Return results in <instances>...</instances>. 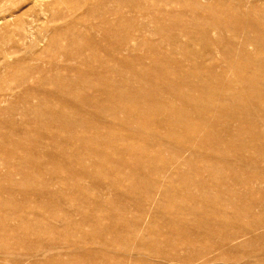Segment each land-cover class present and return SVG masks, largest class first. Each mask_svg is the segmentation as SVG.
<instances>
[{"label":"rangeland","instance_id":"374dc122","mask_svg":"<svg viewBox=\"0 0 264 264\" xmlns=\"http://www.w3.org/2000/svg\"><path fill=\"white\" fill-rule=\"evenodd\" d=\"M99 1L101 0H0V231L10 232L11 238L9 237V239H12V237L14 239L7 248H4L3 239H0V252L7 249V254L11 256L9 261L0 253V264H54V261L51 262L52 259L55 260V264H264V152H258V150H252L251 148H248V151L241 150L238 153H232L239 156L244 162H249L248 166L250 167L246 168L234 164L236 160L234 158H231V163L211 160L208 157H191L184 154L185 158L183 157L179 164V174L170 182L172 185L163 182V184H169L168 187H174L175 191L178 190L180 193L171 196L165 195L166 197L162 196V199H160L161 195L150 198L146 194L133 192L132 185H129L132 183L128 181H123L124 183L119 185L97 183V191L94 193L92 192L94 184L92 182L75 181L76 184L79 183L80 186L77 184L79 187L75 185V182L60 183V180L66 179V173L60 172L59 176H55L51 172L52 175L48 173L45 177L38 178L36 176L33 183L38 184L41 190L39 196H30L27 206L32 207V203L36 200L43 204H48L51 201L58 208L57 220L51 218L45 221L49 228L40 232L37 237H35V233L27 230L31 224H38V222H35L37 215L46 217L47 214L44 213V210L35 215L28 214L25 211L26 207H21L24 200L23 193L19 192L18 188L7 179H4L3 176L11 173L18 181L20 178L18 173L34 174L32 167L27 168L24 166L21 159L34 160L35 157L41 158L42 156L46 159H52V155L62 153L61 149L53 147L48 135L42 131L40 126L41 117L35 116L29 111L30 108L39 103L36 98L40 99L42 103H53V107L60 106L56 103H59V100L62 99L61 93H63V90H67V86L64 84L59 85L55 78L63 79L67 83H76L84 80L89 74H106L107 71L100 67L101 61H108L110 67L115 65L113 63L115 59L111 56L117 52L120 43L124 41L126 36L133 35L139 28L136 27L132 31V24L128 22V19L132 21L136 18L137 26H146L142 39L139 42L131 43V48L134 51L129 54H132L134 58L148 54L151 49H161L160 46L162 45L166 47L165 50L170 47L169 45H174L179 50H183V48L188 50L189 48V50L196 51L199 48L198 50L201 49L200 52H203L202 49L204 48L202 47H205L206 40L216 36V33H210L208 37L204 38L205 34H200L196 27L192 28L189 35H184L183 32L185 31H183L182 25H185V23L170 19L169 16L173 13H178L183 19H190L193 12H195L193 3L195 0H182L179 5L174 4L167 7L162 6L158 0H148L147 2L141 0V2H144L142 5H140L139 0V5L143 6L142 8L146 7L144 10L150 12L149 20L140 25L141 18L139 15L141 12H135V8L134 11L126 9L125 20L127 25L124 24L127 27L121 25L124 30L121 27L120 30L122 31L119 30L116 36L106 38L104 33L109 32L113 27L112 23H110L111 27L109 24L110 21H114L112 20L114 18L113 14L122 12L123 8L120 7L122 5L117 4L119 0H117L118 2L116 0H102L101 4H99ZM121 1L123 0H120L119 3ZM125 1H128L127 4L132 2ZM241 1L245 6L241 11L238 9L241 12L238 11V13L235 8L238 4L237 0H233V2L231 0H221L219 4L218 0H201L202 3L211 5L217 11L218 20L225 22L224 24L232 23L231 25L235 28L244 25V12L250 13L251 17L255 19L263 16L261 11H264V0ZM222 3L227 11L219 8L218 12V7L222 6ZM226 4H228V8ZM228 9L230 10L228 11ZM110 10H113L114 13ZM207 11H204L205 13L202 15L205 19L212 12V10ZM111 13L113 14L111 15ZM102 17L108 18L103 20ZM235 17L237 18L235 19ZM228 36H232L231 32L230 34L229 32L226 33V38ZM198 41L199 43L202 41L199 46ZM166 43L169 44L165 45ZM92 49H101L98 58L91 54ZM249 51L255 52V49L250 47ZM129 54H117V58H115L119 63H125L127 61L126 56ZM151 56L156 58L157 54ZM109 58L113 61L111 62ZM179 58L177 57V59ZM89 62H91V65ZM119 67L123 71L127 66ZM231 78H234V76ZM87 85L85 82L80 83L83 89ZM75 94L70 90L68 99L69 103L75 107L80 104L83 95L96 96L93 90H83L81 93ZM28 96L35 98V104L27 103ZM43 109L46 108L43 107ZM59 109L65 112L71 111H69V108ZM67 109L68 111H66ZM118 117L120 119L125 118L122 113H119ZM105 121L94 120L104 130L108 125ZM260 126L261 129H264V122ZM225 128L224 125L219 126V129L223 130ZM26 138L29 139L27 143H32L28 147L25 142ZM203 138H205L203 135L199 136L198 140L200 141ZM245 141L248 142V139ZM224 147L226 146H221V149H226ZM169 152L171 154L168 153L166 158L171 156L172 153L173 155L178 154L174 150H169ZM198 162L200 163L198 164ZM6 163H9V166H5ZM185 167L186 169H184ZM140 172L144 173L146 169H144V172L141 170ZM61 176L64 177L63 180ZM155 177L152 176V180L145 181L149 182L145 185V191H153L149 186L156 181L153 179ZM42 182L46 183L43 184ZM68 184H70V189L74 186L73 191H76L75 188L77 190L80 188L83 191L82 193L85 195L81 200L68 204L65 199L59 198L61 195L59 193L69 188ZM89 185L90 188L86 187ZM62 187L63 189L65 187V189L63 190ZM85 190L88 195H86ZM96 193L97 195H95ZM213 193L218 196H211L210 194ZM219 193L222 196H219ZM43 194L45 197L51 196V200L47 201ZM92 196L96 197L92 198ZM5 197L9 198L11 203L10 210L7 212L1 208V205L7 199ZM157 198L160 200H157ZM174 199L175 201L172 202ZM88 211L89 213H87ZM92 211L94 212L92 213ZM223 213H227V220L223 219L225 216ZM97 214L100 215L99 218ZM16 216H26L29 223L19 227ZM95 216L97 229L93 227ZM123 216H125V219ZM89 218L90 220H87ZM122 223L126 224L122 225ZM71 224L77 225V227H73ZM105 226L109 228L106 229ZM145 227H147V230ZM177 229H181V233ZM12 230L14 232H11ZM23 237L28 240H23L26 245H18L16 243L18 242L17 239H23ZM140 238L147 240L148 247H145L146 244H143ZM51 241L55 243L53 244ZM44 243L46 244L44 245ZM106 243L108 244L106 245ZM12 244L14 245L11 248ZM113 245L114 247H112ZM79 246H83V248L79 250ZM134 246L140 247L143 255H132L135 256L133 258L127 253L128 248L131 249ZM76 247L77 251L69 250V248ZM108 247L112 248L109 249ZM48 250L53 251V253L46 257H35L25 261L21 258L24 254L27 256H33L34 254L35 256Z\"/></svg>","mask_w":264,"mask_h":264},{"label":"bare ground","instance_id":"6f19581e","mask_svg":"<svg viewBox=\"0 0 264 264\" xmlns=\"http://www.w3.org/2000/svg\"><path fill=\"white\" fill-rule=\"evenodd\" d=\"M101 1H99V4H101ZM123 1H121V3H119L120 0L119 2L117 1V4L123 6H120L123 8L122 12L114 13V9L110 10L114 13H111V15L113 14L114 16L112 19L114 21L111 22L109 20V24L112 23L113 27L109 30V32L104 33L106 38H111L114 35L116 36V33L119 32L120 28L125 24L127 25L125 20L126 9L133 10L135 8V12H141L140 15L138 14L141 18L140 25L149 20L150 12L148 10H144L146 7L142 8L143 6H140L148 0H143L144 2H141L140 0V5L138 3L139 0H129V2L132 1L129 4H127L128 1ZM181 1L182 0H158V2L161 3L162 6L165 5V7L172 6L174 4L179 5L181 4ZM231 1L233 2V0ZM237 1L238 4H235L237 6H235L237 9V11L235 10L236 12L239 10L241 11V9L245 6L241 0ZM220 2L221 0H218V4ZM193 3L195 6V12H193V16L190 19H183V17L178 13L170 14L169 17L173 21L177 20L185 23V25H182L184 29L183 31H185H182L184 35H189L192 32V28L195 27L196 30L198 28L197 31H199L200 34H205L204 38L208 37L210 33H216V36L212 38L210 37L206 40L205 47H202L204 48L202 49L204 50L203 52H200L201 49L198 50L199 48H197L196 51L189 50V48L188 50L187 48L179 50L177 47H174V45H169L170 47H167V50H165L166 47L162 45L160 46L161 49H151V51H149L150 54L148 53L142 57L140 56L134 58L132 57V54H129L134 51L131 48V43L139 42L140 39H142L141 37L145 33L146 26H137L136 18L135 20L132 18V21L131 19H128V22L132 24V26L129 25L132 27V31L136 27L139 28L133 35H128V33V36H126L125 39L123 38L124 41L120 43V48L117 47L119 49L117 52H113L114 54L111 56L115 60L113 61L109 58V60L111 62L113 61L115 65L110 67L111 65L109 66L108 61H101L100 67L107 71L106 74H89L84 80H80V82L76 83H67L63 81V79L59 80L60 78H55L59 85L64 84L67 86V90L65 89L63 90V93H61L62 99L59 100V103H56L60 105L59 107H53V103H42L38 98H36V100L39 103L35 104V98L31 96L27 97V103L35 104L29 109V111H31L35 116L41 117L40 126L42 127V131L48 135V139L52 141L53 147L62 150L60 155H52V159H46L43 156L41 158L35 157L34 160H29L27 158L21 159V163L24 166L27 168L32 167L34 174L24 172L18 173L20 177L18 181L15 180L14 175H11V173L3 176L4 179H7V181H10L13 185H15L19 192L23 193L24 200L21 207H26V209H24L28 214L35 215L36 213L41 212V210H44V213L47 214L46 217L37 215L35 222H38V224H31L28 229L26 228L28 231L35 233V237H37V235L43 230H48L49 227L45 221H48V219L51 218L57 220L56 215L58 212L57 206L54 203H51V201L48 204H43L42 202H37L36 200L32 203V207L27 206L30 196H39L38 194L41 190V187H39L38 184L33 183L36 180V176L41 178L45 177V175L47 176L48 173L52 175L51 172H53L55 176H57L60 172L66 173V179L63 180L62 178L64 177L61 176L63 181L57 177V179L60 180V183H71L75 181L92 182L94 183L92 187V192L94 193L97 191V183L119 185L120 183H124L123 181H128L132 183L129 185H132L133 192L146 194L150 198H156L155 196L161 195L160 199H162V196H171L176 193H180L178 190L175 191L174 187L171 188L168 186L171 184L170 182H172V180H174L179 174V164L181 163V159L183 157L185 158L184 154L191 157H208L211 160H221L223 162H231V158H234V160L236 159L234 164L246 168L250 167L248 166L249 162H244L243 159L237 155H233L232 153H238V151L247 150L248 148H251L252 150L255 149L256 151L258 150V152H264V129L260 128V124L264 122V11H261L263 12V16H260L258 19L251 17L250 13L244 12V25H242V27L235 28L231 25L232 23L224 24L225 22L223 23V21L221 22L218 20V13L211 5L204 4L201 0H195ZM221 5L222 6L218 7V12L219 8H221V10L225 9L223 3ZM227 5L228 4H226V7ZM101 7L103 8L104 6ZM117 8L119 9V7ZM207 10H212V12L209 17L205 19L202 15L205 13L204 11ZM229 10L230 9H228V11ZM225 11L227 10L225 9ZM105 18L102 17L103 20ZM236 18L237 17H235V19ZM126 25L125 27H127ZM122 30H124L123 27ZM227 32H229V34L231 32L232 36H228L226 38ZM201 43L198 41V46ZM167 44L169 43H166L165 45ZM250 47H253L255 52H250ZM100 53L101 49L91 50V54H93L94 57H97ZM123 53L129 54L126 56L127 61L125 63H119L118 60H116V56L117 54ZM152 54H157V57L154 58L151 56ZM177 57H180L179 59L181 60L177 59ZM89 64L91 65V62H89ZM122 64L127 66L123 71L120 70L119 67L123 66ZM231 75H233L234 78H231L233 77ZM112 80L113 82H111ZM81 82L87 83V88L85 87V89H83V87L80 86ZM158 82H160V84H158ZM70 90H72L73 93H76L75 95L81 93L83 90H93L96 93V96L92 97L83 95L82 101L75 107L69 103L68 100ZM43 107L46 109H43ZM59 108H69V111H71L65 112ZM66 111H68V109ZM119 113H122L125 118L120 119L118 117ZM96 119L103 122L108 120L105 122L109 126L107 125L104 130L99 124L94 122ZM221 125H224L226 128L223 130L219 129V126ZM202 135L205 138H203L204 140L202 139L199 141L198 137ZM246 139H248V142L245 141ZM28 140L29 139L26 138L25 142L27 143ZM20 143L22 144V142ZM30 144L32 143L29 142L26 146L28 147ZM221 146H226L224 147L226 149H221ZM38 148L40 147L38 146ZM169 150L177 151L178 154L173 155L172 153L171 156L166 158L167 154L170 153ZM253 153L255 154V152ZM200 162H198V164ZM5 166H9V163H6ZM144 169H146V172H144ZM184 169H186V167ZM140 170L144 173H141ZM152 176H156L153 178L156 181L153 185L150 184L149 186L153 189V191H145V185L149 183L145 181L152 180ZM76 182L75 185L79 187V183H77L79 185L78 186ZM163 182H168L169 184H163ZM68 185L69 188L66 191H63L65 187L64 189L62 187V191L64 193L60 190L62 193H59L61 194L59 198L65 199L68 204L81 200L85 195L82 193L83 191L80 190V188H78L79 191L75 188L76 191L74 190V192L72 190L74 186L70 189V184ZM90 185L86 187L90 188ZM129 187L131 188V186ZM184 194L186 193L184 192ZM86 195H88V193ZM95 195H97V193ZM210 195L213 197L218 196L216 193ZM219 196L222 195L219 193ZM50 197L48 195L45 199L49 201L51 200ZM93 197L96 196H92V198ZM6 198L7 197H5V199ZM95 199L97 200V198ZM160 199L157 198V200ZM9 200L10 199L7 198L1 205L2 210L5 212L10 210L11 203ZM143 201L145 202V200ZM174 201L175 199L172 202ZM93 212L94 211H92V213ZM179 212H181V210ZM87 213H89V211ZM174 214L176 213L174 212ZM223 214L225 215L223 219L227 220V213ZM125 216H123L124 219ZM99 217L100 215H98V218ZM16 218L18 219L19 227H23L29 223L26 216H16ZM83 220L85 219L83 218ZM87 220H90V218ZM115 220L113 221L115 222ZM125 224L126 223H122V225ZM72 226L77 227V225ZM93 227L94 229L98 228L96 216ZM105 228L108 229L109 227L105 226ZM122 228L124 227L122 226ZM145 228L147 230V227ZM180 230L181 229H177L179 232ZM11 232L14 231L12 230ZM10 236V232L6 230L2 232L0 231V239H3L2 243L5 244L4 248H7L11 244V241L14 240L13 237L12 239H9ZM44 238L46 237L44 236ZM130 238L133 239L131 236ZM21 239L22 238H18V242L16 243L18 245H26L25 241L28 240H25L24 237L22 240ZM140 240L143 244H146L145 247H148L149 243H146L147 240H144V238H140ZM51 242L53 244L55 243L53 241ZM45 244L46 243H44V245ZM107 244L108 243H106V245ZM13 245L14 244L10 247L12 248ZM112 247H114V245ZM112 247L108 248L111 249ZM82 248L83 246L78 247L79 250ZM78 249L77 247L69 248L71 251H77ZM128 249L127 253L131 256L143 255L140 247L134 246L133 248ZM0 253H2L3 256L10 261L9 258L11 256L7 254V249H4L3 252ZM52 253L53 251L48 250L35 256L34 254L33 256H27L24 254L21 258L25 261L35 257H46ZM132 257L134 258L135 256ZM53 261L55 264L54 259H52L51 262Z\"/></svg>","mask_w":264,"mask_h":264}]
</instances>
